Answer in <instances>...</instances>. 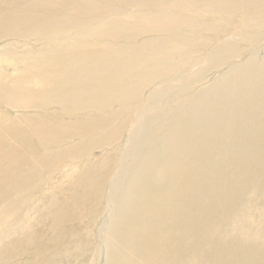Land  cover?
I'll list each match as a JSON object with an SVG mask.
<instances>
[{
    "label": "rangeland",
    "instance_id": "obj_1",
    "mask_svg": "<svg viewBox=\"0 0 264 264\" xmlns=\"http://www.w3.org/2000/svg\"><path fill=\"white\" fill-rule=\"evenodd\" d=\"M2 1L0 12L32 2ZM227 1L238 0H194L177 5L178 12H172L180 19L204 23L203 29L196 30L200 35L191 33L189 26L182 27L185 40L176 37L182 33L179 25L172 27L176 34L169 35V28H150L146 20L132 22L118 32L112 31L109 20L92 22L95 26L88 28L87 35L104 38L82 34L75 43L92 42L86 47L101 50L109 48L105 44L118 45L127 51L130 48V52H145L144 58L154 62L155 71L147 73L151 76L148 84L126 93L130 100L123 104L117 102L103 113L97 108L92 112L74 109L73 115L65 114L69 112L58 105L47 109L48 114L40 108L0 107L1 130L41 121L53 126L60 119L72 127H60L66 136H72L60 139L61 143L58 140L50 150L35 146L25 155H0V174L6 171L0 180L4 185L3 195L0 192V264H264V165L259 163L264 149L254 148L249 153L242 150L244 143L252 147L261 143L250 142L258 138L250 136L246 123L250 119L258 125L264 122V95L259 98L260 119L249 112L248 103H243L240 115L231 117L229 125H225L229 119L214 125L213 119L205 118L199 126L201 140L187 147L193 157L179 172L182 177L204 179L199 196L189 192V184L181 181L182 177L174 176V169L172 175L166 170L170 154L161 141L168 126L162 110L170 105L173 114L175 99L186 96L188 101L237 74L264 75L257 73L264 72V37L250 39L248 34L250 30H263L264 23L257 27H250L249 19L244 23L247 11L243 9L217 11L218 5ZM114 4L122 10L129 7L126 3ZM134 8L138 6L117 24L132 20ZM203 8L206 11H201ZM112 17L118 18L111 13L106 19ZM176 41H186L187 48L182 52L189 56L181 58V52L174 51ZM227 42L237 45L235 60L225 62L227 65L217 61L216 67H210L206 55L211 43ZM157 48L161 51L152 50ZM107 55L116 57L117 52L107 50ZM169 77L174 80L171 87L166 81ZM244 90L250 108L259 91L252 87ZM155 91L157 95L151 97ZM100 114L115 117L99 125L95 119V124L77 122L79 116ZM89 125L94 129L87 135L82 130ZM116 127L117 137L106 142L102 135ZM130 135L134 136L129 139ZM56 136L59 138V134ZM9 140L14 141V135ZM79 143L93 146L81 153L75 147ZM241 172L244 179H239L231 197L225 198L222 190L226 182L222 179ZM173 176L175 181H171ZM179 183L188 201L175 203L168 190ZM160 196L165 197L162 203Z\"/></svg>",
    "mask_w": 264,
    "mask_h": 264
},
{
    "label": "bare ground",
    "instance_id": "obj_2",
    "mask_svg": "<svg viewBox=\"0 0 264 264\" xmlns=\"http://www.w3.org/2000/svg\"><path fill=\"white\" fill-rule=\"evenodd\" d=\"M30 1L32 2L22 5L17 10L5 9V11L0 12V107L6 106L8 109L29 110L31 108H40L41 110L39 111H45L48 114L49 111L47 109L56 108L53 106L58 105L69 112L65 113L69 115H73L74 109L92 112L90 110L97 108L99 113H103L115 103L123 104L124 101L129 99L127 95L125 96L126 93L130 91L133 93L139 85L148 84L151 78L148 74L155 71V65L152 59L144 58L145 52H130V48L127 51L121 46L111 47L108 44H105L106 47H109L107 49H93L86 47L91 45L92 42L87 44L75 43L81 40L82 36L80 37V35H87L88 28L91 25L92 27L95 26L93 23L109 20L107 22L113 26L112 31L118 32L123 27L131 25L132 22L138 21L141 24L146 20L144 21L145 23L152 25L150 28L158 26L169 28V35L176 34L172 27L179 25L182 33L176 36L178 40L187 39L185 30L182 27L189 26L192 29L191 33L196 32L198 35L202 33L196 30L204 27V23H191L185 19H180L178 15L172 12H178L179 6L177 5L194 0ZM0 2L2 3L3 1L1 0ZM115 2L126 3L129 7L122 10L114 6ZM139 2L142 4L139 5ZM18 4L20 3L16 2V5ZM135 6H138V8L132 10L133 19H128L123 24H117V21L130 13L131 8ZM237 9L247 11L244 13L242 21L247 24L246 19H249L250 27H257L259 24L264 23V0L227 1L226 5H218L217 11L224 13L225 11L230 12ZM201 11H206V9L203 8ZM111 13L114 16H118V18L106 19ZM97 15L102 16L96 18ZM95 18L97 19L96 21H94ZM142 28L139 29L141 30ZM213 29H220V27H213ZM72 32L74 33L72 34ZM248 34L250 39L258 38V36L264 37V27L263 30L257 33L250 30ZM87 36L92 38H102L103 36L104 38V35L99 36L97 34H88ZM193 36L197 37L196 34H193ZM176 37L173 40H176ZM176 45L177 50H173L181 52L180 54L183 55L181 58L190 55H185L182 52L187 48L186 41H176ZM211 45L206 55V61L209 62L210 67H216L215 62L217 61L222 65L226 64L225 62L230 64L239 54L235 42L219 45L211 43ZM107 50L116 51V57L108 56ZM152 50L161 51L160 48ZM126 52H129L131 56L126 59H119ZM241 72L239 71L238 73ZM257 73L264 72L258 71ZM166 81L169 82L168 85L171 87V82L174 80L169 77ZM249 87L259 91L250 108L249 95L244 90ZM157 93L158 91H155L150 96H155ZM263 95L264 75L249 76L237 74L233 77L230 76L223 82L211 85L197 97H192L188 101L185 99L186 96L180 97L178 100L175 99L177 107L173 114L169 111L170 105L165 106L162 110V116L168 126L164 130L165 134L161 141L168 148L171 159H169L167 164L169 166L166 165V170H169L172 175L174 169V176L179 177V179L182 177L179 174L181 168L187 164L185 161H190L193 157L187 147L201 140V138L199 140L200 131L198 128L205 121V118L213 119L214 125H218L220 122L223 123V121L227 122L225 120L229 119L227 124H225L227 126L230 124L231 117L237 114L240 115V105L248 103L249 112L251 111L254 118L260 119L262 114L259 111V98ZM169 104H172V102ZM53 113L56 114L57 112ZM113 117H115L114 114H111L109 118L102 114L86 118L79 116L77 122L84 120L86 122L91 121L89 124H95V121L98 120L100 123L96 124L99 125L109 119H113ZM1 119L2 117H0ZM45 119L47 118H43V120ZM93 119H95L94 123L92 122ZM56 121L58 124H52L53 126H49L42 121L41 123L28 121L30 129L24 124H21L23 126L20 125L21 128L19 129L12 128L11 131L0 129V155H25L28 151L34 150L35 146L50 150L58 143V140L61 143L60 139L70 138L72 135H67L70 136L67 137L60 127L68 130L72 129V127L62 123L61 119ZM125 126L120 129L122 130L121 132H123ZM163 126L161 125V127ZM246 126L250 136L255 135L258 138L251 137L250 142L259 140L261 143L254 147L249 142L247 145L244 143L242 150L247 152L249 150L253 151L254 148L264 149L262 142L264 141V122L258 125L254 119H250ZM26 127L28 130H26ZM92 129L94 127L89 125L84 127L82 132L88 135ZM156 130H159V128H156ZM118 131L119 129L116 127L113 131L103 134L102 137L106 139V142L112 141L113 138L117 137L116 133ZM182 132L184 134L180 135ZM57 134H59V138L56 136ZM185 134L186 137L179 140V137L182 138ZM13 135L14 141L9 140V137ZM132 136L134 135H130L129 139ZM92 146L86 143L75 145L76 149L81 153L86 152ZM262 152L264 153V150ZM252 157H255L254 153ZM260 161L259 163L264 165V155ZM4 172L0 174V180L4 179L3 175L6 174V171ZM241 174L242 172L237 176L235 173H229V177L222 179L224 180L223 182H226V186L222 190L225 198L231 197L237 181L244 179V175ZM174 176L171 181L176 180ZM247 179L249 178L247 177ZM181 181L189 184V192L193 191L196 196H199L198 194L205 187L204 179L196 176L182 177ZM251 182L253 183V180ZM0 187V192L3 195L4 185L0 183ZM253 188L256 189V186ZM168 192H170V199L175 203L188 201L186 199L187 192L180 183L175 188L169 187ZM159 201L161 203L164 202L165 197L160 196ZM217 233H220V231H217Z\"/></svg>",
    "mask_w": 264,
    "mask_h": 264
}]
</instances>
